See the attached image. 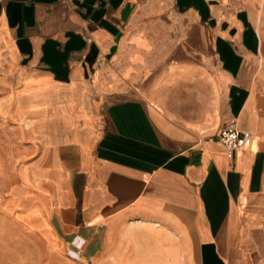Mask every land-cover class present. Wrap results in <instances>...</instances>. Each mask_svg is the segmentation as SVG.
<instances>
[{"label": "crops", "instance_id": "1", "mask_svg": "<svg viewBox=\"0 0 264 264\" xmlns=\"http://www.w3.org/2000/svg\"><path fill=\"white\" fill-rule=\"evenodd\" d=\"M256 3L0 0V129L28 145L0 264H264Z\"/></svg>", "mask_w": 264, "mask_h": 264}, {"label": "rangeland", "instance_id": "2", "mask_svg": "<svg viewBox=\"0 0 264 264\" xmlns=\"http://www.w3.org/2000/svg\"><path fill=\"white\" fill-rule=\"evenodd\" d=\"M255 11L259 19V25L261 24L264 27V0H257ZM18 135L19 133L9 130L8 127L0 129V200L4 199L6 190H8L14 181L13 177L17 166L15 156H18L22 152L27 154L28 145H22V141L19 140ZM26 234L28 233L18 226L14 217L4 213L0 209V237H4L7 241H10V239ZM1 246L3 247L2 251L6 253L3 260L7 263L11 262L13 260L11 258L14 257L12 253L16 245L12 242H7Z\"/></svg>", "mask_w": 264, "mask_h": 264}, {"label": "built area", "instance_id": "3", "mask_svg": "<svg viewBox=\"0 0 264 264\" xmlns=\"http://www.w3.org/2000/svg\"><path fill=\"white\" fill-rule=\"evenodd\" d=\"M242 132L239 130L235 121H231L220 133V141L224 145L229 155L242 143Z\"/></svg>", "mask_w": 264, "mask_h": 264}]
</instances>
